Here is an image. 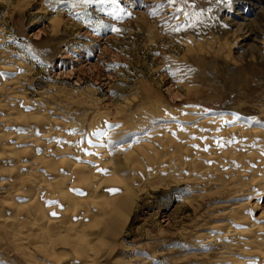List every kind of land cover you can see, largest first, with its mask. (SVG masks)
<instances>
[{
	"label": "rangeland",
	"instance_id": "1",
	"mask_svg": "<svg viewBox=\"0 0 264 264\" xmlns=\"http://www.w3.org/2000/svg\"><path fill=\"white\" fill-rule=\"evenodd\" d=\"M116 2L74 6L73 0H0V131L14 128L25 136L44 119L52 132L74 133L84 142L95 115L114 116L109 127L117 133L110 150L120 159L119 186L125 187L117 196L123 215L109 231V220L94 222L95 227L79 234L81 239L67 241L33 227L22 232L28 240L20 244L17 223L0 225V264L261 262L252 250H226L220 241L208 240L219 224L229 222L225 213L234 206L246 204L254 219L264 210V200L258 203L247 193L246 174L234 179L235 173L215 178L207 173L200 180L196 170L190 173L187 165L177 169V162L165 156L149 154L151 160L125 165L121 153L159 125L189 126L198 116L234 115L233 125L243 123L264 134V0H231L230 5L188 0L165 4L162 11L156 5L164 0ZM174 7L182 11L176 13ZM173 15L177 19H169ZM11 96L19 115L7 113ZM21 113L28 119L19 121ZM31 138L17 146L23 157L29 149L35 151ZM189 152L180 150L179 155ZM15 157L0 165L14 168L20 156ZM6 180V173L0 175V215L9 218L14 214L9 204H25L30 190L24 185L25 194L5 197ZM126 197L133 200L127 211ZM19 212L23 221L24 209ZM51 237L53 243L47 241ZM85 242L93 247L88 259Z\"/></svg>",
	"mask_w": 264,
	"mask_h": 264
},
{
	"label": "bare ground",
	"instance_id": "2",
	"mask_svg": "<svg viewBox=\"0 0 264 264\" xmlns=\"http://www.w3.org/2000/svg\"><path fill=\"white\" fill-rule=\"evenodd\" d=\"M8 98L9 101L14 100L12 96ZM14 102L6 105L8 106L7 113L19 115L17 111L19 104ZM166 114L163 112L159 115L164 116ZM20 117L22 119L18 118V120L22 122L28 119L29 116L26 113H21ZM112 117L114 116L95 115L89 125L90 129H88V132H91L84 142L74 133L71 136H66L60 132H52L50 125H48L50 121L44 119L39 120L38 125L36 124L37 129H29L27 132H23L24 134L27 133V136L16 134L14 128L8 132L0 131V163L7 158H16L15 156L18 158V155L20 156L18 160L16 159L17 165L14 168L6 170L7 168L0 165V175L6 173L7 180L4 184L9 186H7V190L5 189L4 196L12 197L17 193L19 194V191L23 195L27 189L30 190V193L28 192L30 195L27 193L30 197L26 199L25 204H17V202L9 204L14 214L9 218L2 213L0 215V225L18 224L20 234L17 237L18 239H15L17 242L20 244L25 243L28 240L26 239L28 235L25 237L26 234L23 233L26 232L23 231H29L33 227L44 231L48 230L51 235L58 237V239L64 237L68 241L71 238L73 240L81 239L79 234L83 235L82 232L85 229L95 227L94 222L99 223L100 221L109 220L112 225L109 223V226H105L108 231L118 222L116 219L123 214L118 208L120 204L122 206V200L117 196L125 191V187L124 184L121 186L122 188L119 186L120 179H122L120 176L122 175L120 174L122 170L120 159L115 157L110 150L111 137L116 132L109 127L114 121L116 122ZM111 118L114 121L111 120L110 122ZM236 119L234 115L198 116L193 122H189V126L159 125L128 145V148L121 153L122 161L126 163L125 165H128L132 161L136 162L139 158H145L146 161V158L149 159V154H158L162 158L165 156L170 163L177 162L174 166L179 167L177 169H183L187 165L189 167V170H187L190 173L192 170L193 172L196 170L195 175L198 177L196 178L200 180L207 179V176L205 177L207 173H211L214 178L222 172L232 173V176L235 173L234 179L237 175L246 174L247 178H250L248 179L250 180L249 183L246 182L249 188L245 185L248 188L246 189L247 193L250 194V198H256L259 203V201L264 200V134L260 130L248 129V126L243 123L233 125L232 123ZM44 121L47 122L46 125ZM227 124H232V127H228ZM68 129L70 132L73 130L71 126ZM101 133L105 134L102 135ZM35 135H38V137ZM30 138L33 141L31 145L34 146L35 151L27 149V157H23L22 155L25 154L20 155L17 146L19 143L30 140ZM180 150H190L188 156H186L187 158L183 154V157L179 155ZM22 152L25 153L26 150ZM195 157L201 162H195ZM197 158L196 160H198ZM169 165H167L168 169H170ZM171 166L173 167V165ZM40 168L42 173H40ZM24 185L27 189L25 188L26 190L23 191ZM129 197L128 199L126 197V201L123 203L126 211L128 208L130 209V200L133 198ZM22 208L24 209L23 216L25 218L23 221L20 219L22 216L19 215L21 213L19 209ZM245 209L246 204L243 203L227 211L225 213L228 216L226 221L229 222L219 224L216 227L215 234L209 237L208 240L209 242L220 241L223 245L222 249L226 247V250L227 247L230 248L229 250L247 248L249 251L252 250L254 255H258L255 258L259 257L261 259V262H257L255 261L257 258L255 260L250 258V260L247 259L241 264H264V210L254 219L252 214L248 210L245 211ZM52 213L56 214L52 215ZM106 217L108 218L106 219ZM92 223H94V226ZM73 234L75 236H72ZM52 237L47 238L49 243L56 240L54 238L52 240ZM79 241L77 240V242ZM81 242H84V240ZM77 247L79 246L77 245ZM77 247L75 248L74 257L78 259L77 256L80 254L76 251ZM39 249L41 250L40 247ZM92 249L86 242L83 243L82 250L85 251L87 259L88 255H92ZM226 258L229 259V257ZM29 263L31 262L29 261Z\"/></svg>",
	"mask_w": 264,
	"mask_h": 264
},
{
	"label": "snow or ice",
	"instance_id": "3",
	"mask_svg": "<svg viewBox=\"0 0 264 264\" xmlns=\"http://www.w3.org/2000/svg\"><path fill=\"white\" fill-rule=\"evenodd\" d=\"M58 2H67V0H58ZM188 2V0H164V3H159L156 5V9L162 11L165 7V4H167L168 6H175L177 5L178 3L179 4H186ZM225 3L227 4H231V0H224ZM92 3H97V4H100V5H105V4H110V5H117V2L116 0H73V4L74 6L76 4H83V5H89V4H92ZM101 11H104L105 9L101 8L100 9ZM120 9L119 8H116L115 11H119ZM115 11L111 14L115 15ZM182 11V9L180 7H174V12L176 13H180ZM152 14H155L152 13ZM185 17L188 16V13L187 12H184L183 13ZM169 19H177V16L173 15V16H170ZM174 31H179V28H174L173 29ZM112 31H118V29H115L113 28ZM102 135H104L105 133H101ZM95 135V133H94ZM56 213H52V215H55Z\"/></svg>",
	"mask_w": 264,
	"mask_h": 264
}]
</instances>
